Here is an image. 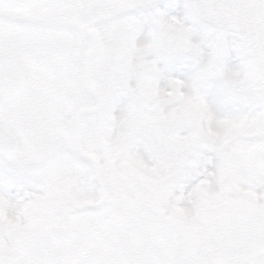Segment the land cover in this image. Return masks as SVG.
Returning a JSON list of instances; mask_svg holds the SVG:
<instances>
[{"label":"clouds","instance_id":"clouds-1","mask_svg":"<svg viewBox=\"0 0 264 264\" xmlns=\"http://www.w3.org/2000/svg\"><path fill=\"white\" fill-rule=\"evenodd\" d=\"M258 96L264 0H0V264H264Z\"/></svg>","mask_w":264,"mask_h":264},{"label":"snow or ice","instance_id":"snow-or-ice-1","mask_svg":"<svg viewBox=\"0 0 264 264\" xmlns=\"http://www.w3.org/2000/svg\"><path fill=\"white\" fill-rule=\"evenodd\" d=\"M20 3L32 9L36 14H46L50 9L54 8L61 0H19ZM253 104L259 110L260 105H264V97H256ZM198 166L194 163L192 169L187 172L178 171L170 181V187L166 188L162 193V199L165 204V210L171 214H185L184 208L185 198H191L195 191L194 181L199 175ZM17 178L7 176L0 178V200L6 201L5 207L0 211V232L8 231L11 228L23 227L21 220V210L19 208L12 209L11 201L7 200L8 195L14 191V185ZM242 198L247 200L249 206L257 212H264V175L259 172L253 177L249 191L240 194Z\"/></svg>","mask_w":264,"mask_h":264}]
</instances>
